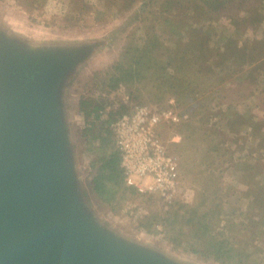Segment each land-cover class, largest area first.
I'll return each mask as SVG.
<instances>
[{
	"label": "rangeland",
	"instance_id": "1",
	"mask_svg": "<svg viewBox=\"0 0 264 264\" xmlns=\"http://www.w3.org/2000/svg\"><path fill=\"white\" fill-rule=\"evenodd\" d=\"M146 1L76 0L77 6L72 0H0V78L15 63L43 65L39 75L43 80L44 96L51 98L48 87L51 86L55 103L62 106L63 120L58 129L61 153L69 161L70 183L74 181L73 189L67 187L68 199L72 204L86 205L84 211L99 227L95 229L98 238L133 254L151 256L154 253L157 261L150 260L156 264H226L200 256L191 249L186 236L174 239L175 234L166 230L162 223H156L150 231L139 227V219L149 213L145 200L128 198L108 204L92 190L90 170L95 153L86 148L83 131L88 121L78 103L82 93L89 89L93 73L116 63L129 41L142 44L149 24L156 22V30L168 45L173 46L178 38V33L171 29V22L159 21L154 16L160 11L159 4L149 14L147 8L152 6L145 4ZM186 1L180 0V4ZM246 2H253V10L261 16L249 13ZM186 11L189 16L182 15L181 22L186 24L187 21L190 26L180 32L184 42L190 39L187 32L193 27L208 28L211 32L210 54L204 55L211 58L209 66L215 71L207 80L200 77L201 81L206 80V95H209L203 128L208 126L213 143L228 151L223 155L222 169L217 171L223 176L224 190L231 187L226 200L231 201L232 223L241 214H249V199L245 194L250 187L243 177L244 164L253 168L254 173H250L254 179L264 182V0H231V25L227 13L218 18H206L194 16V9L187 7ZM243 16L250 22L247 28L233 22ZM226 36H231V68L225 65L226 70L219 75V63L223 64L224 59L221 54L215 55L226 49ZM58 70L63 72L58 74ZM204 70L200 71L202 75H210L203 73ZM103 91L108 104L100 109L98 123L107 118L109 112H117L125 105L131 108L147 104L157 111L172 107L179 120L161 127V136L171 149L184 142L182 133L175 130L174 125L195 120L186 107L178 105L174 95H166L160 101L133 100L129 89L123 85ZM162 91L163 87H152L154 94ZM1 94L0 87V97ZM94 95L98 96L99 92L95 91ZM255 131L259 135H254ZM100 142L96 139L94 145ZM202 154L194 149H190L186 157L177 154L181 173L179 189L172 199L160 197L159 202L182 200L190 203L195 200L194 166L203 160ZM79 212L77 216L83 220ZM224 216L221 214V223L228 220ZM253 218L258 219L257 216ZM240 231L247 232L244 227Z\"/></svg>",
	"mask_w": 264,
	"mask_h": 264
},
{
	"label": "trees",
	"instance_id": "2",
	"mask_svg": "<svg viewBox=\"0 0 264 264\" xmlns=\"http://www.w3.org/2000/svg\"><path fill=\"white\" fill-rule=\"evenodd\" d=\"M72 1L77 5L76 0ZM144 3L152 6L147 8L149 14L159 4L160 11L154 16L159 21L171 22V29L178 33V38L173 46L168 45L156 30V22L149 24L142 44L129 41L116 63L93 73L89 89L82 93L78 103L88 121L83 131L86 148L95 153L90 170L92 190L108 204L114 200L124 201L128 198L145 200L149 213L139 219V227L150 231L156 223H162L166 230L176 235L174 239L178 237L181 240L186 236L191 242V249L202 257L217 259L226 264H231V259H234L232 264H264V182L254 179V175L250 173L253 168L250 169L249 164H244L243 177L250 187V191L245 194L249 199V214H241L239 219L231 223V201L226 200L231 187L224 190L223 176L217 171L218 168L222 169L225 162L223 155L227 148L213 143L208 126L203 128L208 113L206 102L209 99V95H206V80L215 71L209 66L211 58L204 55L210 54L211 32L208 28L193 27L187 32L190 39L185 42L180 35L185 27L190 26L187 21L186 24L181 22L182 15L189 16L187 7L194 9V16L199 17L218 18L227 13L231 25V0H188L183 5L180 0H147ZM251 5H254L253 2H246L248 12L261 16ZM233 22L238 25L242 23L246 28L250 24L247 16ZM226 41V49L216 52L215 55L221 54L224 59L223 64L219 63V75L226 70L225 65L231 68V36L227 37ZM205 66L209 67L204 70ZM201 70L210 75H202ZM201 76L206 80L201 81ZM122 85L129 89L133 100L160 101L166 95H174L178 105L186 107L193 120L195 118L194 121L174 125V129L182 133L184 142L174 149L170 148L184 157L190 149L203 153V160L197 161L194 166L193 177L197 183L194 201L159 202L158 195L141 194L125 182L111 123L122 113L130 111L133 106L129 108L125 105L117 112H109L107 118L97 122L100 119V109H105L108 104L103 90L117 89ZM152 87H163V91L159 95L154 94ZM228 88H231V85ZM95 91L99 92L98 96L94 95ZM228 120L231 122V118ZM254 135L259 133L255 131ZM96 139L101 140L98 146L94 145ZM204 141L208 144L204 145ZM203 147L205 150H202ZM221 214L228 219L224 223H221ZM254 216L258 219L255 220ZM243 227L247 232L240 231ZM254 255L257 257L254 258Z\"/></svg>",
	"mask_w": 264,
	"mask_h": 264
},
{
	"label": "water",
	"instance_id": "3",
	"mask_svg": "<svg viewBox=\"0 0 264 264\" xmlns=\"http://www.w3.org/2000/svg\"><path fill=\"white\" fill-rule=\"evenodd\" d=\"M42 66L15 63L0 78V264H156L153 252L98 238L86 205L68 199L74 181L61 153L62 106L51 86L44 96Z\"/></svg>",
	"mask_w": 264,
	"mask_h": 264
},
{
	"label": "built area",
	"instance_id": "4",
	"mask_svg": "<svg viewBox=\"0 0 264 264\" xmlns=\"http://www.w3.org/2000/svg\"><path fill=\"white\" fill-rule=\"evenodd\" d=\"M179 115L168 107L157 111L136 104L111 123L121 157L124 180L141 194L170 200L181 183L179 158L161 136L163 124L177 122Z\"/></svg>",
	"mask_w": 264,
	"mask_h": 264
}]
</instances>
